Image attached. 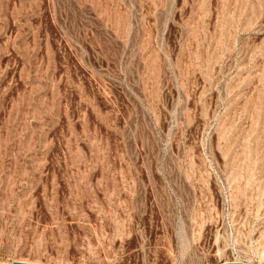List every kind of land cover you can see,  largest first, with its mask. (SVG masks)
<instances>
[{
	"label": "rangeland",
	"instance_id": "1",
	"mask_svg": "<svg viewBox=\"0 0 264 264\" xmlns=\"http://www.w3.org/2000/svg\"><path fill=\"white\" fill-rule=\"evenodd\" d=\"M264 264V0H0V264Z\"/></svg>",
	"mask_w": 264,
	"mask_h": 264
},
{
	"label": "water",
	"instance_id": "2",
	"mask_svg": "<svg viewBox=\"0 0 264 264\" xmlns=\"http://www.w3.org/2000/svg\"><path fill=\"white\" fill-rule=\"evenodd\" d=\"M25 264V263H23ZM221 264H238L237 262H224V263H221Z\"/></svg>",
	"mask_w": 264,
	"mask_h": 264
}]
</instances>
